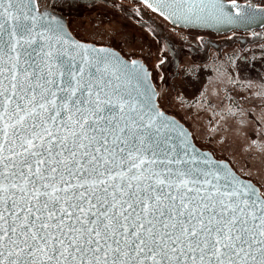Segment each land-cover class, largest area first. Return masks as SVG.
<instances>
[{"label":"snow or ice","instance_id":"obj_1","mask_svg":"<svg viewBox=\"0 0 264 264\" xmlns=\"http://www.w3.org/2000/svg\"><path fill=\"white\" fill-rule=\"evenodd\" d=\"M261 32L264 0H0V264H264Z\"/></svg>","mask_w":264,"mask_h":264},{"label":"rangeland","instance_id":"obj_2","mask_svg":"<svg viewBox=\"0 0 264 264\" xmlns=\"http://www.w3.org/2000/svg\"><path fill=\"white\" fill-rule=\"evenodd\" d=\"M261 36L264 37V32H261Z\"/></svg>","mask_w":264,"mask_h":264},{"label":"flooded vegetation","instance_id":"obj_3","mask_svg":"<svg viewBox=\"0 0 264 264\" xmlns=\"http://www.w3.org/2000/svg\"><path fill=\"white\" fill-rule=\"evenodd\" d=\"M257 31H259V30H257Z\"/></svg>","mask_w":264,"mask_h":264},{"label":"water","instance_id":"obj_4","mask_svg":"<svg viewBox=\"0 0 264 264\" xmlns=\"http://www.w3.org/2000/svg\"><path fill=\"white\" fill-rule=\"evenodd\" d=\"M257 30H259V29H257Z\"/></svg>","mask_w":264,"mask_h":264}]
</instances>
